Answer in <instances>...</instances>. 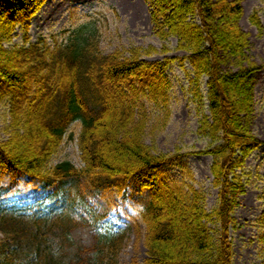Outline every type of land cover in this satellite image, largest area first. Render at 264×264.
Instances as JSON below:
<instances>
[{
  "label": "trees",
  "instance_id": "1",
  "mask_svg": "<svg viewBox=\"0 0 264 264\" xmlns=\"http://www.w3.org/2000/svg\"><path fill=\"white\" fill-rule=\"evenodd\" d=\"M143 1L154 34L163 41L175 37L176 49L187 55L144 59L153 47L105 54L91 22L53 36L50 43L45 38L28 43L24 34V44L7 49L4 43L16 27L26 32L46 0H0V101L9 116L6 138L0 139V196L25 178L51 188L22 207L0 204V264H119L123 229L106 230L89 245L72 238L77 227L88 224L87 196L102 197L112 189L142 215L144 264H233L232 215L245 191L239 171L264 143L251 129L254 82L263 65L247 53L249 35L239 25L242 0ZM249 21L263 32L256 11ZM175 62L189 65L188 92L199 116L196 132L208 141L189 154L212 159L217 195L211 209L192 174L178 181L164 176L163 166L183 155L154 152L144 140L149 108L163 113L164 120L170 116L167 69ZM74 121L81 123L83 166L68 161L49 166ZM259 223L264 264V197Z\"/></svg>",
  "mask_w": 264,
  "mask_h": 264
},
{
  "label": "rangeland",
  "instance_id": "2",
  "mask_svg": "<svg viewBox=\"0 0 264 264\" xmlns=\"http://www.w3.org/2000/svg\"><path fill=\"white\" fill-rule=\"evenodd\" d=\"M243 16L239 25L249 35L248 55L256 63L263 65L254 82V104L251 121L253 134L264 142V0H242ZM256 11L263 26L258 33L249 21V15ZM93 23L99 31V48L103 53L116 49L153 47L150 53H143L148 61L163 60L166 56L184 57L185 51L177 50V39L166 41L159 39L152 30L150 10L143 0H46L41 9L32 17L28 28L17 26L10 42L4 47L10 49L24 44V34L28 43L45 38L52 42L53 36L66 34ZM167 51H163V48ZM226 68V66H223ZM184 66L175 62L167 69L171 80L170 116L162 125L163 113L151 111L150 122L145 132V142L154 152L167 154L179 153L175 161L163 166L164 176L178 181L187 173L192 174V183L206 194V206L211 209L216 204L217 191L211 184L208 155L189 154L205 148L208 141L197 134L198 111L190 99L189 82ZM202 90L206 92L205 80ZM206 111V110H205ZM161 120V121H160ZM9 122L8 107L0 101V139L6 138ZM81 130L79 121L72 122L64 134L63 140L48 161L56 165L68 161L76 167H82L78 137ZM245 185L240 204L234 210V227L230 230L233 249V264H262L260 246L257 242L262 231L259 223L264 197V143L252 151L239 171ZM51 188L34 186L25 178L13 192L0 196V204L8 202L22 207L47 196ZM51 202H47V205ZM87 226L77 227L72 238L79 244H91L106 230L123 229L125 238L118 253L119 264H144L147 258L145 246L146 226L139 209H136L121 192L112 189L102 197L87 196Z\"/></svg>",
  "mask_w": 264,
  "mask_h": 264
}]
</instances>
